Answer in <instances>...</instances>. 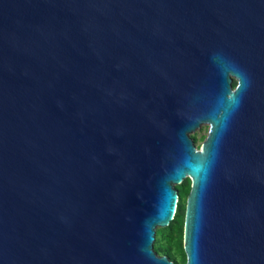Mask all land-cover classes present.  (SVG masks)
I'll use <instances>...</instances> for the list:
<instances>
[{
	"label": "water",
	"instance_id": "obj_1",
	"mask_svg": "<svg viewBox=\"0 0 264 264\" xmlns=\"http://www.w3.org/2000/svg\"><path fill=\"white\" fill-rule=\"evenodd\" d=\"M186 179L185 264H264V0H0V264H174Z\"/></svg>",
	"mask_w": 264,
	"mask_h": 264
},
{
	"label": "trees",
	"instance_id": "obj_2",
	"mask_svg": "<svg viewBox=\"0 0 264 264\" xmlns=\"http://www.w3.org/2000/svg\"><path fill=\"white\" fill-rule=\"evenodd\" d=\"M236 82H233L235 87ZM194 144L198 147V140L193 137ZM179 200L177 211L173 220L165 228H159L156 231L154 250L159 255L168 257L174 264H185L186 255L183 249V232L185 218V203L190 190V180H184L176 186ZM175 252L179 256L177 259Z\"/></svg>",
	"mask_w": 264,
	"mask_h": 264
},
{
	"label": "rangeland",
	"instance_id": "obj_3",
	"mask_svg": "<svg viewBox=\"0 0 264 264\" xmlns=\"http://www.w3.org/2000/svg\"><path fill=\"white\" fill-rule=\"evenodd\" d=\"M208 133V126L207 125H202L199 129H197L195 132L190 133V137L193 139L195 137L198 140V144H201L203 141V138L207 135ZM159 229V228H157ZM175 255L177 259H179V256L175 252Z\"/></svg>",
	"mask_w": 264,
	"mask_h": 264
},
{
	"label": "flooded vegetation",
	"instance_id": "obj_4",
	"mask_svg": "<svg viewBox=\"0 0 264 264\" xmlns=\"http://www.w3.org/2000/svg\"><path fill=\"white\" fill-rule=\"evenodd\" d=\"M204 138H205V137H204ZM204 138H203V139H204ZM200 146H201V144L198 145V148H200Z\"/></svg>",
	"mask_w": 264,
	"mask_h": 264
}]
</instances>
